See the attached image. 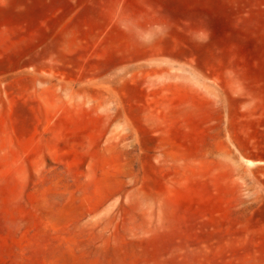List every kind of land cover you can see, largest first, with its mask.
<instances>
[{
	"label": "rangeland",
	"instance_id": "rangeland-1",
	"mask_svg": "<svg viewBox=\"0 0 264 264\" xmlns=\"http://www.w3.org/2000/svg\"><path fill=\"white\" fill-rule=\"evenodd\" d=\"M0 264H264V0H0Z\"/></svg>",
	"mask_w": 264,
	"mask_h": 264
}]
</instances>
